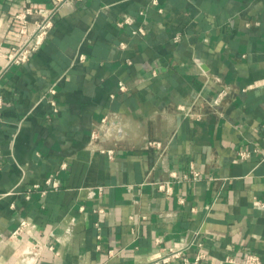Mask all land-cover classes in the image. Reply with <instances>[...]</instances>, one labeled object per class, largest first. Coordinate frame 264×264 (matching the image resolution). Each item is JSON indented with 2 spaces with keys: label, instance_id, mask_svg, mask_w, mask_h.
Instances as JSON below:
<instances>
[{
  "label": "crops",
  "instance_id": "1",
  "mask_svg": "<svg viewBox=\"0 0 264 264\" xmlns=\"http://www.w3.org/2000/svg\"><path fill=\"white\" fill-rule=\"evenodd\" d=\"M25 2L0 0V50L18 43L11 19ZM0 96V264L29 243L56 252L38 264H152L198 231L201 264L264 259V0H80L29 62L0 60ZM105 116L111 135L92 140ZM49 176L60 189L26 200Z\"/></svg>",
  "mask_w": 264,
  "mask_h": 264
},
{
  "label": "built area",
  "instance_id": "2",
  "mask_svg": "<svg viewBox=\"0 0 264 264\" xmlns=\"http://www.w3.org/2000/svg\"><path fill=\"white\" fill-rule=\"evenodd\" d=\"M80 0H48L49 6H40L31 0H26L25 5L12 16V23L16 24L17 32L19 35L18 43L9 46L4 50H0V60L3 61V68L19 67L27 62H29L33 56L41 49L43 46L50 30L54 26V21L57 15L65 7L72 8L76 2ZM132 20L130 18H125L118 23V26L130 25ZM133 34L143 35V29L139 28L133 32ZM174 42L179 41V34H177L174 39ZM79 60H83V57L80 56ZM155 75V72L152 73V76ZM119 92H125L126 87L123 83L118 84ZM55 95V89L52 87L48 92V103L52 108L54 113L57 112L56 102L53 99ZM226 96V91H221L217 96L212 100L211 105L217 107L221 104L222 100ZM3 108V100L0 96V120L1 113ZM177 110L182 113L185 117H192L193 114L191 110L184 106H177ZM111 127L109 123L108 116H105L100 121L99 128L93 130L90 134L92 140H97L105 137L106 135H111ZM146 149H155L156 151H164V145L161 142L150 140L145 144ZM109 159L114 158L113 150H102ZM241 157H246V154H240ZM61 168H65V164L61 165ZM170 177L174 180L178 179V176L175 172H171ZM187 177H184L186 179ZM200 178V174L194 170H191V179L196 181ZM43 188L40 185L35 184L26 193L25 199L28 200L31 192L36 191L39 195H44L48 190L56 191L60 189L59 181L53 177L49 176L43 182ZM158 192L163 194L166 198H169L172 195V182L165 181L156 185ZM100 191V190H99ZM182 203V200H179ZM260 208H264V203L257 202L255 203ZM83 208H79L82 210ZM101 209L97 210V213H102ZM29 223L26 220H21L16 228L12 230L9 235V239H15L21 234H23L28 228ZM98 229L97 223L95 224ZM201 232H194L193 239L194 241L190 242L188 245L182 247H171L167 248L164 251V254L152 262V264H172L177 262L179 264H201L206 259V254L203 251V244L200 241ZM100 237L98 236L97 239ZM191 247L195 249V256L193 260L188 259V252ZM99 249V246L96 247ZM48 251L56 254L53 246H47L40 243H29L23 246L20 251L19 257L15 264H38L42 258L43 252ZM110 256H113V252L109 253ZM225 264H264V259L255 255V254H246L241 260H236L233 257H225L223 260Z\"/></svg>",
  "mask_w": 264,
  "mask_h": 264
}]
</instances>
